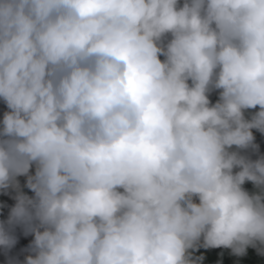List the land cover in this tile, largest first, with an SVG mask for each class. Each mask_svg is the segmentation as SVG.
Returning <instances> with one entry per match:
<instances>
[{"label":"clouds","instance_id":"clouds-1","mask_svg":"<svg viewBox=\"0 0 264 264\" xmlns=\"http://www.w3.org/2000/svg\"><path fill=\"white\" fill-rule=\"evenodd\" d=\"M0 123L25 264L264 257V0H0Z\"/></svg>","mask_w":264,"mask_h":264},{"label":"trees","instance_id":"trees-1","mask_svg":"<svg viewBox=\"0 0 264 264\" xmlns=\"http://www.w3.org/2000/svg\"><path fill=\"white\" fill-rule=\"evenodd\" d=\"M170 39L171 36L169 35L165 39L164 43L166 44L167 41ZM189 84L191 85V81H189ZM258 111H260L259 106H257V108L255 109L245 110L244 115L252 116ZM0 128H2V123H0ZM252 134L254 137L253 144L257 146L255 149L259 151H264V134L258 131L257 129H252ZM34 174L35 166H33L29 172V175ZM17 178V181L20 186L19 191L22 192L24 195L33 198L35 194L26 186L27 177L19 176ZM120 191H122V189H120ZM17 194V190L11 187L8 189H0V225L9 227L11 234L14 235L16 239V243L11 249H5L3 247H0V264H25L26 257L32 254L29 249L30 245L34 241V234H25V228L22 225H7L10 211L12 207H14L16 204L15 197ZM40 230L43 231V229ZM202 243L203 240L201 239L199 244L202 245ZM203 250L204 247L198 245L197 250L191 252L192 258L195 259L197 255L201 252L205 260L209 262H214L213 258L202 252ZM258 264H264V257L260 259Z\"/></svg>","mask_w":264,"mask_h":264}]
</instances>
